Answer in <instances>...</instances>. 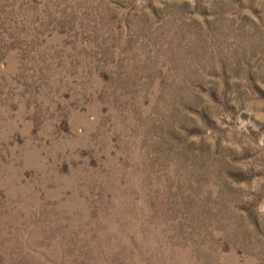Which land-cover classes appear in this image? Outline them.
<instances>
[{
	"label": "rangeland",
	"instance_id": "rangeland-1",
	"mask_svg": "<svg viewBox=\"0 0 264 264\" xmlns=\"http://www.w3.org/2000/svg\"><path fill=\"white\" fill-rule=\"evenodd\" d=\"M0 264H264V0H0Z\"/></svg>",
	"mask_w": 264,
	"mask_h": 264
}]
</instances>
